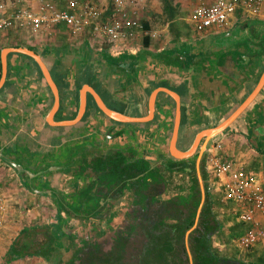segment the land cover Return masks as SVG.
Masks as SVG:
<instances>
[{
	"label": "crops",
	"instance_id": "0c3cea01",
	"mask_svg": "<svg viewBox=\"0 0 264 264\" xmlns=\"http://www.w3.org/2000/svg\"><path fill=\"white\" fill-rule=\"evenodd\" d=\"M0 1L6 13L22 6L38 11L41 2ZM65 1L55 0L61 8ZM100 1L95 3L109 10L111 0ZM163 1L139 15L149 25L145 31L121 43L95 38L88 29L72 34L63 22L36 32L0 31V264H49L46 257L63 256L62 239L83 243L91 235L115 233L125 238L133 225L146 238L159 233L151 227L164 214L150 211L152 224L144 220L141 227L131 212L144 205L157 209L193 190L200 204L195 163L203 151L206 199L218 211L216 219L224 212L211 236L227 253L220 237L244 207L237 201L226 206L213 162L230 161L264 180V84L257 89L264 73V7L257 16L237 10L225 27L202 33L192 28L190 12L212 0H169L177 7L172 18ZM18 48L36 52L51 71L57 108L38 63ZM94 94L118 117L103 111ZM251 95L223 131L208 141L201 136L189 157L172 151L174 133L176 151L185 152ZM248 222L250 230L264 229V214ZM245 235L232 240L238 258L246 248L264 245V235L248 246ZM70 245L64 250L72 251ZM40 247L54 253H30Z\"/></svg>",
	"mask_w": 264,
	"mask_h": 264
},
{
	"label": "built area",
	"instance_id": "2783aa9c",
	"mask_svg": "<svg viewBox=\"0 0 264 264\" xmlns=\"http://www.w3.org/2000/svg\"><path fill=\"white\" fill-rule=\"evenodd\" d=\"M40 1L38 11L22 6L12 13H6V4L0 1V31L30 29L36 32L41 28L51 29L53 25L63 22L72 34L88 29L95 38L121 43L131 40L146 28L142 19L129 9L128 4L133 0H111L108 7L110 13L105 18L103 14L107 9L90 0H66L69 10L59 8L55 0ZM263 7L264 0L201 1L192 8L189 19L192 28L203 33L211 28L225 27L237 10H242L246 16H257L262 13ZM213 164L214 174L222 180L227 198L243 205L242 220H254L256 213L264 214V180L236 169L230 161L216 158ZM0 211H3L2 204ZM263 235L262 227L249 230L243 243L248 246Z\"/></svg>",
	"mask_w": 264,
	"mask_h": 264
},
{
	"label": "flooded vegetation",
	"instance_id": "af4514ba",
	"mask_svg": "<svg viewBox=\"0 0 264 264\" xmlns=\"http://www.w3.org/2000/svg\"><path fill=\"white\" fill-rule=\"evenodd\" d=\"M189 194L186 198L174 195L171 201L164 204V206L158 207L157 209L155 207L152 208L151 206L146 207L145 205L141 208L138 206V208L133 210V213L131 212V214L137 215V217L140 218L141 221H139L138 219V223L141 224V227H143L144 220L146 225L148 224L150 226L152 224L147 219L148 213H150V211H153L151 213L157 217H160L162 214L166 216L163 220L155 222L151 227L152 231L154 229H158L159 233H152L151 235H149V238H146V235L144 233H137L138 228L133 225L126 228L127 235L125 238H123V236L120 237V235L116 233L114 235H101L98 236L99 238L94 237L93 241L98 243L97 245L99 246V249L98 251H95L93 257H99L101 248L103 247L110 248L111 251L107 253H113L111 254V256H114V258L120 257L121 255H123L122 253H124L125 255V252L127 256L126 249H121L119 250V252H115L117 251L116 245L119 241H123L125 245L127 242V244H129V242L131 241V243H136L135 248L130 252V255L133 254L132 256L135 261L128 264H194L192 238L194 237V235L198 234V229L204 233V225L206 224L201 223L200 218L196 223V214L198 207L195 210L194 207L197 201V193H195L193 190ZM193 210L195 212L193 224L187 226L189 223V216H191ZM142 215H144V217ZM141 227L139 228L141 229ZM117 229H120V227L115 228L116 231ZM212 233L213 232H209L210 235H208V238L211 240ZM87 240H89V238H87Z\"/></svg>",
	"mask_w": 264,
	"mask_h": 264
},
{
	"label": "trees",
	"instance_id": "16d2710c",
	"mask_svg": "<svg viewBox=\"0 0 264 264\" xmlns=\"http://www.w3.org/2000/svg\"><path fill=\"white\" fill-rule=\"evenodd\" d=\"M64 1V0H63ZM66 3V1H65ZM58 5V4H57ZM165 6L167 8V11L169 12V18H172L175 15V12H177V7L174 6L169 0H165ZM59 7V6H58ZM61 8V7H59ZM61 9H67V3L65 6ZM110 13V9L106 10L103 14L104 18L108 16ZM145 26L148 27L149 25L147 22L145 23ZM14 29H9L8 31H12ZM16 30V29H15ZM264 162V160H263ZM203 169V166H202ZM209 196H207L206 204L204 208L202 209V213L200 214L201 223H205V232L203 233L201 230L198 229V234L194 235L193 242H192V251L194 252L193 255V263L194 264H247L248 261H253L255 264H264V245L262 247H248L246 248V251L241 253V258H238V255H240L239 249L234 246V243L232 240L234 238H238L245 235L252 227V225L249 224L248 221L240 219L239 221H234L232 226L230 227V231L227 236L221 235L220 242L224 241L227 244V253L225 251H221L218 247L214 246L213 240L208 238L209 232H215L218 230L219 226L221 225L219 221L216 219L217 212L213 211L211 208ZM234 201L232 199H228V203L226 206H231ZM217 209H219V206H221V202L219 200H216ZM199 205V199L197 198V201L195 203L194 210ZM193 210V213L191 216H189V223L187 226H190L193 224L195 212ZM208 232V234H207ZM225 237V239H224ZM211 238V236H210ZM71 245L74 247H70L73 256L67 261H61L59 264H75L77 260V253H78V241H75V238L70 241ZM31 254H36L42 257L47 256V254H53L54 252L50 248L46 247H40L39 249H36ZM49 257H46V259ZM91 261L90 258H86L85 264H90Z\"/></svg>",
	"mask_w": 264,
	"mask_h": 264
},
{
	"label": "water",
	"instance_id": "95a60500",
	"mask_svg": "<svg viewBox=\"0 0 264 264\" xmlns=\"http://www.w3.org/2000/svg\"><path fill=\"white\" fill-rule=\"evenodd\" d=\"M18 51L20 52H24V53H27L29 55H31L35 60L36 62L38 63L46 81L48 82V84L50 85L51 89H52V92L54 94V97H55V103H54V107L57 108L58 105H59V95H58V86L51 74V71L49 70V68L47 67V65L44 63V61L42 60V58L34 51L32 50H29L27 48H18L17 49ZM6 49L3 50V56H5L6 54ZM264 84V73L262 74V77L260 79V82L258 84V88L259 89L262 85ZM96 99H97V103L98 105L101 107V109L103 111H105L107 114H109L110 116H114V117H118V114L113 112L112 110H110L106 105L105 103L98 97V95L94 94ZM254 95H251L246 101L245 103L242 104L240 110L236 111L235 113H233V115L231 117H229L228 119H226L222 124H220L219 126H217L216 128H213L211 130H205L203 131L201 134L198 135L197 139L195 140L194 144L192 145V147L185 151V152H177L176 149H175V138H176V134L174 133L173 135V138H172V143H171V149L172 151L180 158H187L189 157L193 151L195 150V147H196V144L198 143L199 139L201 136H206L207 138V141L211 139V137H213L214 135H216L217 133L223 131L229 124L230 122L234 119V117L242 110L244 109L248 103L250 102V100L252 99ZM84 107H85V102L84 100H82V104H81V111L84 110ZM207 141L205 142V144H207ZM205 146V145H204ZM204 149V147H203ZM205 152L203 151V154L202 152L199 154V156L197 157L196 159V163H195V173H196V176H197V179L199 181V185H200V190H201V201H200V204L197 208V214H196V222H198L199 218H200V214L202 212V209L205 205V202H206V186H205V179L203 177V173H202V158L204 156ZM14 167L17 168V165L14 164L13 162H10ZM18 169V168H17ZM66 239H62L61 242H59V246H61V250L63 249L64 250V245L66 246L68 244V240ZM60 251V249H59ZM60 256V253H56L52 256H50V259L47 258L46 260L49 262V264H55L54 262V258L56 257H59Z\"/></svg>",
	"mask_w": 264,
	"mask_h": 264
},
{
	"label": "rangeland",
	"instance_id": "374dc122",
	"mask_svg": "<svg viewBox=\"0 0 264 264\" xmlns=\"http://www.w3.org/2000/svg\"><path fill=\"white\" fill-rule=\"evenodd\" d=\"M92 2H100V0H90ZM145 1V4H144ZM133 0L132 3H129V9L133 12H135V15L139 16L143 13H146L148 11V9H156V5L155 4L156 1H161L162 4H164L163 0ZM100 5V4H99ZM143 16V15H141ZM140 17V16H139ZM196 198H200V194L197 192L196 194ZM171 212V209H170ZM224 212H220L218 216H220V219L217 218V220L219 221V223H221V220L223 218ZM171 218V217H170ZM89 240H86L84 243H82L81 241L78 244V253H77V260L75 262V264H85V260L86 258H90L91 261L89 262L90 264H128V263H133L135 261V259H133V254L130 255V252L132 249L135 248L136 243H131V241L129 242V244L126 243V245L124 244L123 241H119L116 245L117 251L115 252H119V250L121 249H126L127 250V256H126V252L125 255L124 253L123 256L121 255V257L119 258H114V256H111V254L113 253H107L110 252V248L107 247H103L101 248V253L99 254V257H93L95 254V251H98L99 246L97 245L98 243L93 241L94 236H88ZM137 239V238H135ZM134 239V240H135ZM214 239V236H212V240ZM123 242V243H122ZM68 243H70V241H68ZM122 243V244H121ZM216 244V243H215ZM141 245V243H140ZM71 246V245H70ZM140 249V248H139ZM63 256L62 257H56L54 258V262L55 264H59L62 260L63 261H67L70 258H72L73 256V252L72 251H65L63 250Z\"/></svg>",
	"mask_w": 264,
	"mask_h": 264
}]
</instances>
